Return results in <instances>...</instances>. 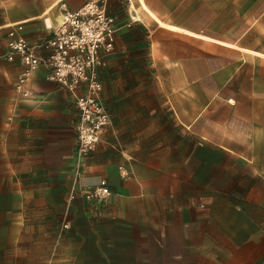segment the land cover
<instances>
[{"label": "crops", "instance_id": "obj_1", "mask_svg": "<svg viewBox=\"0 0 264 264\" xmlns=\"http://www.w3.org/2000/svg\"><path fill=\"white\" fill-rule=\"evenodd\" d=\"M62 1L89 0L0 1V264L33 199L70 210L68 264H264V0H109L104 95L115 122L120 105L139 118L116 127L134 145L101 157L79 154L48 70L21 83L5 60L10 29L39 50ZM102 180L112 196L88 203Z\"/></svg>", "mask_w": 264, "mask_h": 264}, {"label": "built area", "instance_id": "obj_2", "mask_svg": "<svg viewBox=\"0 0 264 264\" xmlns=\"http://www.w3.org/2000/svg\"><path fill=\"white\" fill-rule=\"evenodd\" d=\"M58 6L62 22L51 29L39 50L26 39L21 24L10 29L5 60L20 62L21 83L44 67L48 70L47 80L68 92L77 110L76 147L80 155H85L110 123L102 103L101 74L114 53L117 27L108 11L109 0H89L78 9L69 8L65 1ZM112 194L108 181L102 180L84 193V199L96 204ZM69 229L70 223H64L63 230Z\"/></svg>", "mask_w": 264, "mask_h": 264}, {"label": "rangeland", "instance_id": "obj_3", "mask_svg": "<svg viewBox=\"0 0 264 264\" xmlns=\"http://www.w3.org/2000/svg\"><path fill=\"white\" fill-rule=\"evenodd\" d=\"M104 93L105 84L101 96L104 108L110 116V123L102 130L94 148L89 150L84 157H101V152L106 148L118 152V150L124 149V145L130 147L135 143L132 133H125L120 136L117 134L116 127L121 125V127H125L124 130L127 126L130 130L134 129L136 119L139 116L132 115L129 108L126 109V106L124 108L123 105H120L119 108H122L121 110L125 109L122 112L126 113H123L124 115L119 118L118 122H115ZM130 106H132V103ZM161 119H164L165 123H170V117L163 115ZM109 128L110 133L107 137L106 131ZM69 198L72 199L71 195ZM25 213L24 218L28 220V225L24 228L22 235L18 237V241H15L8 248L7 256L11 258H7V262L9 264H68L64 262L63 254L66 248L70 247L67 244V236L72 228L70 210L57 212L48 207H40L33 199L29 202L28 210ZM64 223H70L69 230H63Z\"/></svg>", "mask_w": 264, "mask_h": 264}]
</instances>
